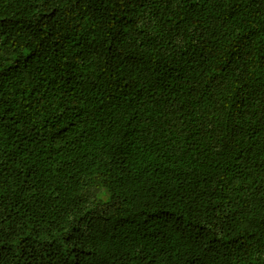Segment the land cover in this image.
<instances>
[{
  "label": "trees",
  "instance_id": "16d2710c",
  "mask_svg": "<svg viewBox=\"0 0 264 264\" xmlns=\"http://www.w3.org/2000/svg\"><path fill=\"white\" fill-rule=\"evenodd\" d=\"M0 264H264V0H0Z\"/></svg>",
  "mask_w": 264,
  "mask_h": 264
}]
</instances>
